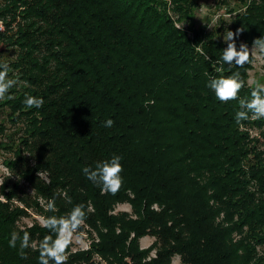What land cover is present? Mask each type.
I'll return each instance as SVG.
<instances>
[{
  "label": "trees",
  "instance_id": "obj_1",
  "mask_svg": "<svg viewBox=\"0 0 264 264\" xmlns=\"http://www.w3.org/2000/svg\"><path fill=\"white\" fill-rule=\"evenodd\" d=\"M235 2L227 30L242 29L237 49L250 50L264 37V0ZM198 7L0 0V63L19 81L0 101L15 127L0 141L13 171L0 184V264H39L38 250L25 249L24 259L19 241L9 247L11 233L28 231L37 245L55 238L37 220L18 222L67 216L77 204L86 212L77 231L89 245H69L67 264H171L175 256L181 264H264V119L238 125L239 101L222 103L207 87L239 72V98H250L254 56L243 67L217 63L223 28L195 26ZM26 95L43 106L27 109ZM113 155L123 165L115 194L82 172ZM52 198L56 212L46 210ZM124 203L130 211H115ZM145 236L153 240L143 247Z\"/></svg>",
  "mask_w": 264,
  "mask_h": 264
},
{
  "label": "clouds",
  "instance_id": "obj_2",
  "mask_svg": "<svg viewBox=\"0 0 264 264\" xmlns=\"http://www.w3.org/2000/svg\"><path fill=\"white\" fill-rule=\"evenodd\" d=\"M243 30L237 29L226 31L224 40L227 43V48L223 50L221 60L217 63L243 67L246 63L251 62L253 51H258L264 54V37L257 38L253 42L252 50L250 51L246 44H241L237 49L235 37ZM199 50V49H198ZM217 71H222L218 68ZM10 66L8 63H0V101L12 99L8 95L10 90L18 84V79L9 77ZM207 87L210 88L216 98L222 102L238 100L239 109L235 113V121L239 125L242 121L249 119L260 120L264 119V83H256L252 89L250 98H239V92L244 87V81L240 77L239 72H235L229 76L212 77L209 79ZM44 104L43 98L33 95H26L24 105L27 109L41 108ZM114 124L112 119L105 121L104 126L111 128ZM122 157L113 155L110 159L97 162L95 168L84 167L83 174L93 184L101 188L102 192L115 194L123 185V165ZM46 210L56 212L55 199L47 201ZM86 212L83 204H77L67 216L57 217L55 215L43 218L41 224L49 232L55 234L46 235L38 245L31 240L30 233L24 231L20 233L13 231L8 241L9 247L16 248L19 241V255L26 259L25 249L33 248L38 250L39 264H67L68 254L67 249L70 243V234L76 233L77 230L85 223Z\"/></svg>",
  "mask_w": 264,
  "mask_h": 264
},
{
  "label": "rangeland",
  "instance_id": "obj_3",
  "mask_svg": "<svg viewBox=\"0 0 264 264\" xmlns=\"http://www.w3.org/2000/svg\"><path fill=\"white\" fill-rule=\"evenodd\" d=\"M235 0H199V7L195 11L194 25H206L207 29L222 26L223 30L221 32V38L224 40V34L229 26L230 19L234 16L233 13H228V8L235 5ZM227 6V8H226ZM225 41V40H224ZM253 45L250 47L252 50ZM8 53L4 56L8 57ZM254 61L253 68L249 70L248 83H264V54L259 53L258 51H253ZM0 124L5 127L4 136L0 135V141L4 142L5 136L9 135L12 130L15 128L10 121L6 118V111L0 108ZM2 133V134H3ZM11 156V153L8 149L0 148V184L4 177L11 176L13 171L9 170L3 160ZM16 177V176H15ZM31 193L30 189H27ZM0 200L4 201L5 199L0 194ZM22 206V204H19ZM127 210L130 211V206L126 203L119 204L116 206L115 211ZM34 220H37L41 223L42 216L40 215H31L30 217H22L18 224L20 226L30 225ZM153 238L145 236L140 239L141 245L147 246ZM70 247L72 250L87 248L89 245V237L84 232H76L70 234ZM104 264V263H103ZM171 264H181L178 256L174 257Z\"/></svg>",
  "mask_w": 264,
  "mask_h": 264
}]
</instances>
